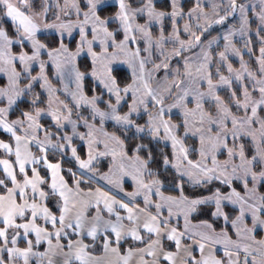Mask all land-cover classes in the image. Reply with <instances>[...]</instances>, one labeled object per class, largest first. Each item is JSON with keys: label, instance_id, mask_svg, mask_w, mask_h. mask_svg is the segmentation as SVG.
I'll use <instances>...</instances> for the list:
<instances>
[{"label": "snow or ice", "instance_id": "6c2138e0", "mask_svg": "<svg viewBox=\"0 0 264 264\" xmlns=\"http://www.w3.org/2000/svg\"><path fill=\"white\" fill-rule=\"evenodd\" d=\"M0 264H264V0H0Z\"/></svg>", "mask_w": 264, "mask_h": 264}]
</instances>
